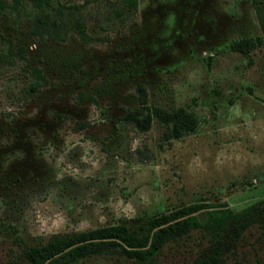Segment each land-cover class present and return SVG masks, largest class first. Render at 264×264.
<instances>
[{
  "label": "rangeland",
  "instance_id": "obj_1",
  "mask_svg": "<svg viewBox=\"0 0 264 264\" xmlns=\"http://www.w3.org/2000/svg\"><path fill=\"white\" fill-rule=\"evenodd\" d=\"M49 2L60 21L82 20L90 39L70 25L59 38L34 36L26 0L0 15V264H25L22 247L53 233L200 201L238 211L264 197V46L229 48L260 35L250 2ZM29 66L47 81L32 95ZM137 85L149 105L192 112L194 131L165 140L155 120L143 132L117 121ZM205 246L193 232L154 264H190ZM83 264L130 263L101 255ZM224 264H264L260 226L242 232Z\"/></svg>",
  "mask_w": 264,
  "mask_h": 264
},
{
  "label": "trees",
  "instance_id": "obj_2",
  "mask_svg": "<svg viewBox=\"0 0 264 264\" xmlns=\"http://www.w3.org/2000/svg\"><path fill=\"white\" fill-rule=\"evenodd\" d=\"M26 1L32 7V17L29 19L30 32L34 36L59 38L63 33L62 28L70 25L83 43L90 39L82 20L60 21V17L52 16L49 0ZM119 1L127 9L137 5V0ZM247 1L253 6L260 35L230 43V50L243 55H248L255 47L264 46V0ZM7 8L18 13L24 8L23 0H12L11 3L0 0V15ZM57 15L60 16V12ZM7 48L11 50L10 45ZM16 51L23 58L21 48L17 47ZM28 73L33 80L28 83L25 91L32 95L47 81L37 66H29ZM135 91L134 106L126 108L117 121L143 132L155 120L163 126L165 140L178 138L196 128L195 115L184 107L167 110L149 105L144 87L137 85ZM252 224H257L264 231V197L238 211L231 210L224 203L192 202L165 209L138 222L53 233L42 243L24 245L21 258L25 264H83L91 257L108 255L130 264H154L156 256L168 243L177 242L199 231L204 235L206 246L190 264H224L226 252L236 245L242 232Z\"/></svg>",
  "mask_w": 264,
  "mask_h": 264
}]
</instances>
